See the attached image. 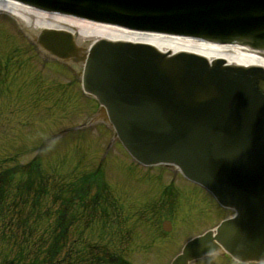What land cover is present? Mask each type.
Instances as JSON below:
<instances>
[{
    "label": "water",
    "instance_id": "95a60500",
    "mask_svg": "<svg viewBox=\"0 0 264 264\" xmlns=\"http://www.w3.org/2000/svg\"><path fill=\"white\" fill-rule=\"evenodd\" d=\"M17 1L125 28L236 43L264 57V0ZM32 41L61 62L83 66V88L101 105L95 119L113 127L131 155L178 166L235 210L215 232L190 240L171 264L221 250L241 262L264 261V69L104 40L86 50L53 30Z\"/></svg>",
    "mask_w": 264,
    "mask_h": 264
},
{
    "label": "rangeland",
    "instance_id": "374dc122",
    "mask_svg": "<svg viewBox=\"0 0 264 264\" xmlns=\"http://www.w3.org/2000/svg\"><path fill=\"white\" fill-rule=\"evenodd\" d=\"M41 63L50 70H43ZM61 73L74 78L71 85L77 87L66 93L68 79ZM76 76L72 68L33 50L14 19L0 14V167L16 166V173L34 160L35 172L46 177L51 194L34 205L31 173L5 178L0 186V264H82L73 255L84 250L90 256L114 253L125 264H167L183 242L230 213L174 176L178 172L173 167L139 170L102 126L77 132L95 105L80 99ZM66 191L75 196L66 204V231L57 236L59 230L50 226L61 214L60 196ZM96 193L106 206L104 213L95 211L96 197L90 199ZM167 218L173 228L165 236L160 224ZM222 256L196 264H233ZM116 260L112 264H122Z\"/></svg>",
    "mask_w": 264,
    "mask_h": 264
},
{
    "label": "bare ground",
    "instance_id": "6f19581e",
    "mask_svg": "<svg viewBox=\"0 0 264 264\" xmlns=\"http://www.w3.org/2000/svg\"><path fill=\"white\" fill-rule=\"evenodd\" d=\"M0 11L14 17L23 29L28 32L35 33L43 28L62 29L74 34L80 41H88L89 43L99 39L147 43L168 53L187 51L202 55L207 59H224L228 64L242 66L259 65L264 67V59L250 52L225 50L199 41L138 34L113 27L93 25L56 15L40 13L9 1H0Z\"/></svg>",
    "mask_w": 264,
    "mask_h": 264
},
{
    "label": "trees",
    "instance_id": "16d2710c",
    "mask_svg": "<svg viewBox=\"0 0 264 264\" xmlns=\"http://www.w3.org/2000/svg\"><path fill=\"white\" fill-rule=\"evenodd\" d=\"M18 172H16V173H18ZM11 173H14V172L9 170V171H3L2 173H0V186L3 184L5 178H8L11 176V175H9ZM16 173H14V174H16ZM45 186H46V183L38 182L37 184H35V183L33 184V187H32L31 193H30V196L33 198L32 204H34V205L39 204V202H41V200L45 197V195L47 194ZM48 194H50L49 191H48ZM2 195H3V189H2V187H0V207L3 206ZM62 223H63V217H62V215L59 214V215H57V218L55 219V223L52 226H50V228H62Z\"/></svg>",
    "mask_w": 264,
    "mask_h": 264
}]
</instances>
